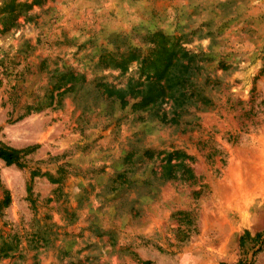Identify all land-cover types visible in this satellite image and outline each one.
Here are the masks:
<instances>
[{
	"label": "rangeland",
	"instance_id": "rangeland-1",
	"mask_svg": "<svg viewBox=\"0 0 264 264\" xmlns=\"http://www.w3.org/2000/svg\"><path fill=\"white\" fill-rule=\"evenodd\" d=\"M0 149V264H264V0H0Z\"/></svg>",
	"mask_w": 264,
	"mask_h": 264
},
{
	"label": "trees",
	"instance_id": "trees-1",
	"mask_svg": "<svg viewBox=\"0 0 264 264\" xmlns=\"http://www.w3.org/2000/svg\"><path fill=\"white\" fill-rule=\"evenodd\" d=\"M18 155L16 151L13 150H5V149H0V160L4 162L6 166H11L14 164H17L18 162ZM6 201H8V198H6ZM245 235L247 236V233L245 232ZM261 235L256 234L252 241H258L260 239ZM243 236L240 237V247L243 246Z\"/></svg>",
	"mask_w": 264,
	"mask_h": 264
}]
</instances>
